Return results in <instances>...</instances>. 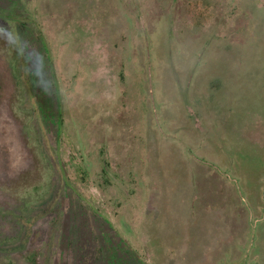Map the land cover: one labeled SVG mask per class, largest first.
<instances>
[{"label": "rangeland", "instance_id": "374dc122", "mask_svg": "<svg viewBox=\"0 0 264 264\" xmlns=\"http://www.w3.org/2000/svg\"><path fill=\"white\" fill-rule=\"evenodd\" d=\"M0 264H264V0H0Z\"/></svg>", "mask_w": 264, "mask_h": 264}]
</instances>
